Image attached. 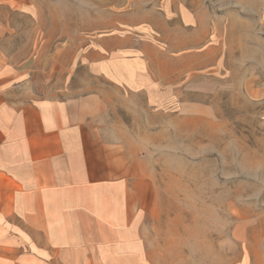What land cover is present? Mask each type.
I'll use <instances>...</instances> for the list:
<instances>
[{
	"label": "rangeland",
	"instance_id": "1",
	"mask_svg": "<svg viewBox=\"0 0 264 264\" xmlns=\"http://www.w3.org/2000/svg\"><path fill=\"white\" fill-rule=\"evenodd\" d=\"M0 18L32 94L105 102L137 225L104 264H264V0H0Z\"/></svg>",
	"mask_w": 264,
	"mask_h": 264
},
{
	"label": "crops",
	"instance_id": "2",
	"mask_svg": "<svg viewBox=\"0 0 264 264\" xmlns=\"http://www.w3.org/2000/svg\"><path fill=\"white\" fill-rule=\"evenodd\" d=\"M31 79L0 46V264L123 261L136 210L120 147L102 137L105 102L41 98Z\"/></svg>",
	"mask_w": 264,
	"mask_h": 264
},
{
	"label": "bare ground",
	"instance_id": "3",
	"mask_svg": "<svg viewBox=\"0 0 264 264\" xmlns=\"http://www.w3.org/2000/svg\"><path fill=\"white\" fill-rule=\"evenodd\" d=\"M263 259V258H262Z\"/></svg>",
	"mask_w": 264,
	"mask_h": 264
}]
</instances>
